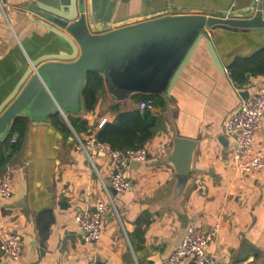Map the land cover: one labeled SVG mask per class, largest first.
<instances>
[{"label":"crops","instance_id":"crops-1","mask_svg":"<svg viewBox=\"0 0 264 264\" xmlns=\"http://www.w3.org/2000/svg\"><path fill=\"white\" fill-rule=\"evenodd\" d=\"M61 1L0 0L4 13L0 12V108L35 62L49 55L70 54L64 42L40 25L45 23L39 7L56 9ZM80 9L93 32L173 14L213 16L229 12L244 17L260 10L264 19V0H83ZM207 33L223 73L209 57L205 39L169 96L165 85L161 89L157 66L155 69L147 56L140 62V94L133 87L138 80L125 81L128 76L122 71L108 67L105 74H99L104 89L92 111L83 110L81 95L79 113L58 115L57 124L69 133L53 119L43 125L28 119L20 151L0 168L12 190L9 199H0V244L5 234L12 232L21 236L24 247L20 260L13 262L3 255L0 264H163L188 228L205 231L215 225L218 235L206 253L218 264H235L246 244L251 253L241 264H264V170L252 174L238 171L232 158L233 142L223 135V126L244 93L252 95L264 84V76H258L238 86L230 79L228 66L235 58L249 57L264 47V35L208 29ZM142 90L162 92L155 96L161 104L148 110L157 123L153 137L143 145L146 160L129 170L131 190L116 194L109 186V159L91 152L88 160L76 147L69 119L86 122L87 133H75L85 140L95 135L102 119L111 123L119 113L138 109L144 100L141 97L149 96ZM7 134L0 137V144ZM175 138L197 143L191 176L183 185L168 161ZM256 142L264 146V117ZM106 190L114 211L104 219L100 243L92 246L77 229L75 218L97 203L107 202Z\"/></svg>","mask_w":264,"mask_h":264},{"label":"water","instance_id":"water-1","mask_svg":"<svg viewBox=\"0 0 264 264\" xmlns=\"http://www.w3.org/2000/svg\"><path fill=\"white\" fill-rule=\"evenodd\" d=\"M82 2L83 0H62L61 7L51 10L39 7V15L45 23L40 25L64 42L69 47L70 54L45 56L26 72L16 91L0 108V137L8 133L17 117L35 120L38 125H43L55 115H63L64 112L79 113L85 78L90 72L105 74L108 67L119 69L128 76L125 81L127 78H130L128 81L138 80L134 84L136 86H131L138 89L140 94V62L149 56L155 69L157 66L159 84H162L160 88L164 89L165 85L169 96L179 74L198 44L205 39L209 57L216 69L223 73L224 68L208 38L207 29L264 35V19L260 10L244 17L229 12L213 16L160 15L119 29L93 32L81 12ZM150 74L152 76V71ZM29 75L31 76L28 77ZM25 80L28 81L22 91L3 111ZM161 93L159 90H142V94L149 96ZM127 95L123 94L124 97ZM247 96L248 93L245 92L242 98ZM196 146L197 143L192 140H173V151L168 161L173 165L182 185L191 176L190 164ZM250 251V245L246 244L236 257L235 264L244 262L250 256ZM0 253V256L4 255L2 251Z\"/></svg>","mask_w":264,"mask_h":264},{"label":"built area","instance_id":"built-area-1","mask_svg":"<svg viewBox=\"0 0 264 264\" xmlns=\"http://www.w3.org/2000/svg\"><path fill=\"white\" fill-rule=\"evenodd\" d=\"M258 1V0H257ZM0 12L4 16L1 4ZM153 101L143 100L138 105L140 112L151 110ZM264 117V84L256 93L242 99L238 108L229 117L223 126V135L233 142L232 158L235 168L244 174H252L264 170V146L256 142L261 130ZM106 119H102L97 128L100 129ZM76 147L90 159V153L106 156L111 164L110 189L116 194L127 193L132 188L128 173L132 165L141 164L147 158V149L120 150L99 142L95 135L81 140L75 133ZM15 142V139L12 140ZM104 187V186H103ZM105 188V187H104ZM106 189V188H105ZM107 202H99L92 210L80 212L75 223L77 229L85 235L88 244L97 246L102 238L103 222L108 213L114 211V204L108 191ZM12 196V190L8 184L7 174L0 175V199L6 200ZM218 226H212L208 230L190 227L180 244L163 264H218L216 259L207 255L206 248L216 239ZM24 243L20 235L7 232L0 244V251L13 262L20 260ZM88 264H99L90 262Z\"/></svg>","mask_w":264,"mask_h":264},{"label":"trees","instance_id":"trees-1","mask_svg":"<svg viewBox=\"0 0 264 264\" xmlns=\"http://www.w3.org/2000/svg\"><path fill=\"white\" fill-rule=\"evenodd\" d=\"M230 79L238 86H244L249 77L264 76V47L256 51L249 57L235 58L228 66ZM104 89L102 77L95 72L86 75L85 85L82 92L83 110L90 112L95 108L97 97ZM140 100V96L134 97ZM142 99H150L153 104H161L155 96H142ZM156 102V103H155ZM163 105V104H162ZM117 111V108H113ZM54 124L59 126L64 132L69 133L63 125L57 124L58 115L53 117ZM72 129L77 135L87 133V124L79 118L69 119ZM157 120L153 114L146 110L140 112L138 109L119 113L111 123H105L95 133V138L111 148L120 150L136 149L142 147L154 135ZM28 120L24 117H17L11 124L8 134L2 144H0V168L3 167L12 155L21 149L22 140L25 136ZM17 135L15 142L12 137ZM9 151L5 156L4 151Z\"/></svg>","mask_w":264,"mask_h":264}]
</instances>
